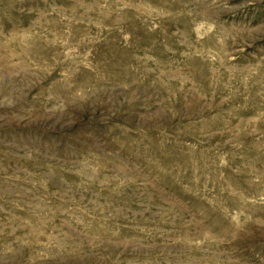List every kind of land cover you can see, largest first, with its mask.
<instances>
[{
	"label": "rangeland",
	"instance_id": "rangeland-1",
	"mask_svg": "<svg viewBox=\"0 0 264 264\" xmlns=\"http://www.w3.org/2000/svg\"><path fill=\"white\" fill-rule=\"evenodd\" d=\"M0 264H264V0H0Z\"/></svg>",
	"mask_w": 264,
	"mask_h": 264
}]
</instances>
